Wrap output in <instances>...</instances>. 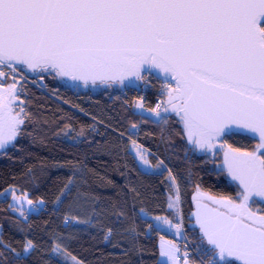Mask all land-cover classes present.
<instances>
[{
  "label": "snow or ice",
  "instance_id": "1",
  "mask_svg": "<svg viewBox=\"0 0 264 264\" xmlns=\"http://www.w3.org/2000/svg\"><path fill=\"white\" fill-rule=\"evenodd\" d=\"M146 64L175 80L163 110L179 117L191 150L222 151L220 173L237 182L234 198L193 197L201 243L182 256L172 245L157 264H264V215L253 210L264 202V0H0V80L12 78L7 95L0 83V150L15 147L29 118L16 110L17 75L142 79ZM245 133L258 134L256 151L225 150L226 137Z\"/></svg>",
  "mask_w": 264,
  "mask_h": 264
},
{
  "label": "trees",
  "instance_id": "2",
  "mask_svg": "<svg viewBox=\"0 0 264 264\" xmlns=\"http://www.w3.org/2000/svg\"><path fill=\"white\" fill-rule=\"evenodd\" d=\"M23 74L44 79L46 88L17 82L24 93L16 110L24 107L29 118L15 147L0 151V264H157L159 238L174 240L156 229L157 219L180 222L201 243L196 190L236 196L237 186L220 173L223 159L192 151L177 115L153 123L134 110L140 100L146 111L154 107L158 76L73 89L53 71ZM225 139L241 152L258 145L247 135ZM136 147L149 154L150 171L140 167ZM6 192L26 195L36 209L19 212ZM177 195L173 214L169 199ZM34 234L38 243L25 252Z\"/></svg>",
  "mask_w": 264,
  "mask_h": 264
},
{
  "label": "rangeland",
  "instance_id": "3",
  "mask_svg": "<svg viewBox=\"0 0 264 264\" xmlns=\"http://www.w3.org/2000/svg\"><path fill=\"white\" fill-rule=\"evenodd\" d=\"M38 73H39V72H38ZM46 73H48V72H46ZM8 77H10L9 82H8L6 85L3 86V87L5 88V92H4L5 95H7V85H9V84L12 83V78H11V76H8ZM16 80H17V82H19L17 78H16ZM167 99H168V97H166V99H165V106H166ZM163 114H165V115H167V116H169V115H176V114H175L174 112H172L171 110H169L168 112H165V111H164ZM191 147H192V146H191ZM226 149H227V147L225 146V150H226ZM256 149H257V146H256V148H255L254 151H256ZM0 151H2V150H0ZM132 151H133V153H134L136 159L138 160L139 165H140V167L142 168V170H144V171H150V170H151V163H150V160H149V154H148L147 152H145L144 150L138 148V147L134 148ZM194 152H195V153H198V154H205V153L200 152V151H194ZM252 152H253V151H252ZM140 153L143 154V157H144L143 160L140 158ZM209 156H210V155H209ZM216 156L219 157V158H222V159H223V152H222V151H219V152H218V155H216ZM145 161H147V163H145ZM154 170H155L156 172H158V171H160L161 169H160V167L157 166V167L154 168ZM227 177H228V176H227ZM228 179L231 180L230 177H228ZM231 182H233V183L237 186V182L232 181V180H231ZM198 192H202V191H200V190H196V192L194 193V196H198ZM203 193H205V192H203ZM206 194H208V193H206ZM5 195L11 197V205H12L13 207H15L19 212H21V211H25L27 214H30V213L33 211V209H36V205H32L31 203H29V200H28V198H27L26 195L18 196V195H16L15 193H11V192H6ZM208 195H210V194H208ZM216 198H217V199H220V198H218V197H216ZM257 199H258V198H257ZM195 201H196V200H195ZM170 202H174V206H173L172 208H169V210H170L173 214H176V213H177V210H178V200H176L175 198H170V199H169V203H170ZM201 202H203V203H207V204L211 205L212 207H215L214 205H212V204H211L209 201H207V200H202ZM263 206H264V202H258L256 205L253 206V210H254V211L259 210V211H257V215H264V208H263ZM262 208H263V210H262ZM165 221H169V220H167V219H165V218L157 219V220L155 221V227H156V229H158V230L161 231V232H164V233H167V234L173 235L174 238H179V237H181V233H182V231H181V227H180V231H177V229H176L175 227L172 226V225H174L173 223L169 224V223H166ZM173 231H175V232H173ZM30 241L32 242V245L34 246L35 244L38 243V236H37L36 234H34V235L32 236V238L30 239ZM172 245H174L172 239L167 238V237L164 236V235H162V236L159 238V249H160V257H159V260H160V261H161L162 259H167L166 257H163V258L161 257V251H162V250H167V249H169ZM177 255H178V253H177Z\"/></svg>",
  "mask_w": 264,
  "mask_h": 264
},
{
  "label": "built area",
  "instance_id": "4",
  "mask_svg": "<svg viewBox=\"0 0 264 264\" xmlns=\"http://www.w3.org/2000/svg\"><path fill=\"white\" fill-rule=\"evenodd\" d=\"M22 75H24V74L21 73L20 75H17L16 78L20 81L31 83L34 87L38 88L41 91L45 90L46 85H45L44 79L39 77V78L34 79V80H30L28 78L25 80V79L21 78ZM151 75H152V73L145 72L141 76L144 77L146 82L148 83ZM174 87H175V84L171 80L160 78L159 89H158L159 95L155 100L154 107L151 110L146 111L144 102L142 100H140V101L136 102V104L134 105V110L139 111L141 114L146 113V115L151 117V121L153 123H159L161 118H162L163 112H164L163 108L165 106V99L167 97V93L169 91H172V89H174ZM157 104L162 105L160 109H156ZM157 111H159V113H160V118H158L156 115ZM181 231H182L183 235L181 234V237L174 238V240H173L174 245L178 249H180V251L178 252V256H182L186 244H187L190 252L195 248L196 245L200 244L198 241H195L194 239H192L190 234H188V232L186 231V229H184L183 226H181ZM184 236L187 237V240L184 239ZM193 255H195L194 252H193ZM196 259L199 260V257L197 256Z\"/></svg>",
  "mask_w": 264,
  "mask_h": 264
},
{
  "label": "water",
  "instance_id": "5",
  "mask_svg": "<svg viewBox=\"0 0 264 264\" xmlns=\"http://www.w3.org/2000/svg\"><path fill=\"white\" fill-rule=\"evenodd\" d=\"M144 68L147 69V70H142V71H141V75H142L143 73H145V72H150V73H152V74H154V75H156V76H158V77H160V78H164V79L171 80L174 84L176 83L175 80H172V79H171V75H170V74H168V76L166 77V74H165L162 70H160V69L154 68V67H152V66H150V65H147V64L144 66ZM29 73H31V72H29ZM59 76H60L65 82H68V83L72 86L73 89H76V87H77L78 85H89V84H90V85H94V84H102V83H125V82H132L134 79H136L135 76H131V75H129V76L124 77L122 80H121V79H116V80L102 81V80H100V79H97L95 82H93L91 79H89V80L87 81V83H85L83 80H80V79L73 80V79H71L70 76H61V75H59ZM0 83L5 84V83H6V77H5V78H2V80H0ZM241 135H247V136H249L251 139H253V140H255V141H257V142L259 143V136H258V134L245 133V134H241ZM202 203H203V202H202ZM203 204H207V203H203ZM207 205H208L209 207H212V206L209 205V204H207ZM193 206H194V211H193V212L202 211L201 209H198V207H197V201H195V202L193 203ZM193 222H194V226H195V228L198 229V230H199V233H200V229H199V226L196 224V219H195V217H193ZM205 243H206V242H205Z\"/></svg>",
  "mask_w": 264,
  "mask_h": 264
},
{
  "label": "flooded vegetation",
  "instance_id": "6",
  "mask_svg": "<svg viewBox=\"0 0 264 264\" xmlns=\"http://www.w3.org/2000/svg\"><path fill=\"white\" fill-rule=\"evenodd\" d=\"M9 80H10V77L6 76V83L3 84V86L6 85L9 82Z\"/></svg>",
  "mask_w": 264,
  "mask_h": 264
},
{
  "label": "crops",
  "instance_id": "7",
  "mask_svg": "<svg viewBox=\"0 0 264 264\" xmlns=\"http://www.w3.org/2000/svg\"><path fill=\"white\" fill-rule=\"evenodd\" d=\"M173 232H175V231H173Z\"/></svg>",
  "mask_w": 264,
  "mask_h": 264
}]
</instances>
